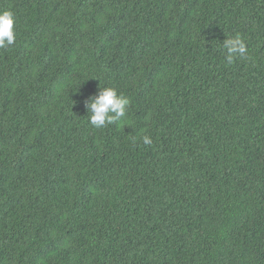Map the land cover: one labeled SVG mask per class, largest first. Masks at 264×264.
Segmentation results:
<instances>
[{
    "label": "trees",
    "instance_id": "16d2710c",
    "mask_svg": "<svg viewBox=\"0 0 264 264\" xmlns=\"http://www.w3.org/2000/svg\"><path fill=\"white\" fill-rule=\"evenodd\" d=\"M5 9L0 264H264V0ZM106 86L128 114L95 129L82 101Z\"/></svg>",
    "mask_w": 264,
    "mask_h": 264
},
{
    "label": "clouds",
    "instance_id": "9594fccd",
    "mask_svg": "<svg viewBox=\"0 0 264 264\" xmlns=\"http://www.w3.org/2000/svg\"><path fill=\"white\" fill-rule=\"evenodd\" d=\"M15 14L10 9L0 10V50H7L17 40L15 30ZM225 61L231 65L237 58L247 55V45L240 35L226 38L223 41ZM83 106L87 112L88 122L95 129H104L110 125H117L128 114L130 100L118 93L115 87H99L97 92L83 98ZM145 146L152 145L150 136L140 138ZM135 142V141H134Z\"/></svg>",
    "mask_w": 264,
    "mask_h": 264
}]
</instances>
